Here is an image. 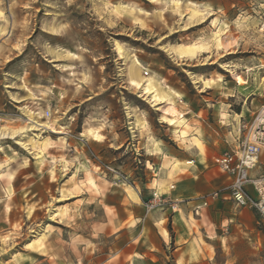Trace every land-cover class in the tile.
Masks as SVG:
<instances>
[{"label": "rangeland", "instance_id": "rangeland-1", "mask_svg": "<svg viewBox=\"0 0 264 264\" xmlns=\"http://www.w3.org/2000/svg\"><path fill=\"white\" fill-rule=\"evenodd\" d=\"M132 69L176 102L162 109L163 89L154 105L130 85ZM263 78L264 0H0V264H94L95 248L114 238L108 227L120 228L117 206L182 200L165 193L178 178L158 180L169 167H192L209 191L179 202L228 203L204 211L225 235L217 247L231 236L240 250L233 264H264V225L230 221L252 209L224 199L228 180L214 164L250 119ZM170 108L181 123L168 124ZM136 129L160 157L128 146ZM163 142L181 157L164 156ZM262 173L264 156L253 175ZM202 211L192 207V219ZM243 230L250 237H232Z\"/></svg>", "mask_w": 264, "mask_h": 264}, {"label": "crops", "instance_id": "crops-1", "mask_svg": "<svg viewBox=\"0 0 264 264\" xmlns=\"http://www.w3.org/2000/svg\"><path fill=\"white\" fill-rule=\"evenodd\" d=\"M48 51L55 54L56 59L75 60L76 58L73 57H79L75 53L60 48H49ZM67 68L74 69V66L67 65ZM138 80L141 81V77ZM158 83L166 93L164 95V102L160 104L163 105L162 109L166 110L168 109L167 102H176V100L173 93H168L166 88L160 82ZM173 110L175 112L178 111L175 108L168 110L173 113V118L168 123L170 126L181 123L177 121V113ZM96 133L94 132L93 134L96 135ZM140 133L136 129L135 140H131L130 136L128 137L126 141L128 146L139 147V145H142L140 151L144 155L151 158L160 157V153L154 152L156 146L148 143L146 138L142 140ZM117 144L121 147L123 145L122 140L117 142ZM158 147L163 149L164 156L166 154L174 160H178L183 151L179 150V147L169 146L164 142L159 144ZM191 168L185 169L183 167L182 175H179L173 171V168L171 170L169 167L165 172L161 173L162 177L158 179L162 180L167 188L168 183H172V180L175 181L178 178V184L175 187L176 191H166L165 193L169 194L172 201H174V195L182 197L177 198L182 200L163 202L160 210L153 212L146 209L147 206L144 202H124V206H117L114 223L120 224V228L114 230L112 226L108 227L107 236H114V238L110 240L108 246L95 248L98 250L100 257H95L94 264H233L236 260H232L231 256L238 255L240 250L229 245V238L231 236L227 237L226 246L217 247V243L215 242L217 234L213 233L211 227V225H216V223L209 216L211 212L215 211V208H224L228 203L207 202V205L210 203V207L208 208L210 210L209 214L205 215L206 210L204 211V208L206 205L201 208V210L203 209L202 217H194L192 219V215L190 214L191 208L194 207L195 209L198 206H202L205 202H202V200L179 202L194 198L193 194L202 195L209 192L201 184L195 183L192 180ZM170 173L173 174L170 175ZM182 183H186V186L181 185ZM146 186H149L151 190L154 188L152 187L153 184H147ZM224 199L227 200L229 198L224 196ZM216 214L222 213L216 212ZM232 220L235 221L236 226L240 227H247L254 220L258 221L257 215L253 210H244L239 218H234L230 221ZM222 224L225 225L224 223ZM250 235L243 230V232H239V235L232 237L234 239H244L250 237ZM224 236L217 235V238L223 239ZM247 251L250 254H256L255 248H249ZM219 255L222 257L221 263L219 262Z\"/></svg>", "mask_w": 264, "mask_h": 264}, {"label": "built area", "instance_id": "built-area-1", "mask_svg": "<svg viewBox=\"0 0 264 264\" xmlns=\"http://www.w3.org/2000/svg\"><path fill=\"white\" fill-rule=\"evenodd\" d=\"M258 97L259 102L250 119L241 121L229 148L214 158V164L228 180L222 191L227 193V197L237 208H251L257 215L258 223L264 225V173L253 175L264 156V78ZM220 193L215 192L213 197L218 198ZM204 202L194 209L196 215L207 205L208 201ZM162 204L163 202H150L147 206L154 209Z\"/></svg>", "mask_w": 264, "mask_h": 264}, {"label": "bare ground", "instance_id": "bare-ground-1", "mask_svg": "<svg viewBox=\"0 0 264 264\" xmlns=\"http://www.w3.org/2000/svg\"><path fill=\"white\" fill-rule=\"evenodd\" d=\"M131 75V85L138 89V91L140 90L142 92V96L149 99L152 103H154V105L162 102L163 98L161 97V92H163V88L160 87L155 78H150L147 84H142L138 81V79H140V74L137 70L132 69ZM144 75L147 76L146 73Z\"/></svg>", "mask_w": 264, "mask_h": 264}]
</instances>
